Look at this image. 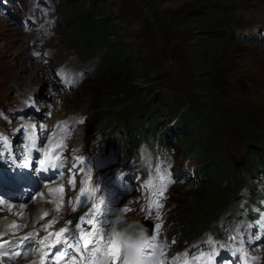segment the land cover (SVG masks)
Segmentation results:
<instances>
[{"label": "rangeland", "instance_id": "obj_1", "mask_svg": "<svg viewBox=\"0 0 264 264\" xmlns=\"http://www.w3.org/2000/svg\"><path fill=\"white\" fill-rule=\"evenodd\" d=\"M80 1H90L91 6L86 14L75 16V26H80L87 14L95 18H110L116 33L113 37L116 43H122L132 50L137 58L147 62L146 65L151 69L147 77L155 78L154 84L149 85L144 83L141 75L137 73L138 78L133 81L138 88L137 93L135 98L126 104L127 112L132 118L124 125L126 128L142 130L146 118L151 114L150 111L155 110L161 102L160 96H166L168 103L175 96L190 99L197 106L204 105L207 109H213L221 117L222 123L214 119L206 120L207 127H203L204 130L213 129L214 135H203L201 140L207 148L221 152L222 156L229 160L230 167L233 166L234 174L230 176V181L224 182L222 186L227 193L232 192L231 196L235 198L225 212L230 218L227 224L228 234H237L240 230L247 231L252 220L246 214L248 187L243 184L250 175L244 177L240 173L252 166L247 165V162L250 163L249 157L254 154L249 152L252 148H247L249 139L251 141L254 133L264 131V43L247 41L240 33H251L264 24V0H53L56 9L47 21L44 40L37 43L33 33L23 32L19 24L0 15V108L11 107L13 104L17 106L23 101L20 97H23L26 101H33L42 114L50 118V124L67 114L85 116V123L78 129L73 140L76 146L81 141V144L87 147L93 135L92 131L97 132L94 128L107 124L109 130L100 135L96 133L92 139L100 137L99 141L106 140L113 144L115 137L123 139L122 144L130 139L122 127L114 125L117 123L119 106L110 105L111 109L105 118L103 113L96 114L103 110L98 109L94 101V97L98 95L96 89L100 87L97 84L99 78L119 71L99 54L105 52L104 47L88 59L75 52L73 41L68 34L74 17L69 15L67 19L60 13V7L62 4H76ZM103 2L105 5L100 6ZM213 2L218 5L214 6L216 8L222 5H227V8L220 16L207 21L209 18L206 14L211 10L208 6ZM199 10L202 16L198 15ZM21 16L24 15L20 14ZM85 47L89 48L88 42ZM33 50L48 52L50 71L49 67L32 61ZM107 53L108 50L106 55ZM59 65L69 66L74 70L84 68L89 71V75L72 92L56 95L57 81L52 79L50 74L51 66ZM125 72H128L127 77L134 75L133 72L122 71L123 74ZM208 72H211L209 77ZM44 76L50 78L53 81L51 84L55 85H48ZM211 85L213 90L208 88ZM149 89L153 91H148ZM104 90L103 88L100 92ZM164 108L166 107L161 105L154 114L159 115V128L164 131L162 136L171 139V152L176 158L177 169L188 164L194 166L199 161L197 156L203 155L205 160L206 154L199 152L190 160L191 163L184 161V146L173 137L171 123H166L167 113L163 111ZM5 111L8 112V109ZM257 127L259 130L254 131ZM252 131L254 132L250 134ZM144 134L145 132L141 131V141ZM129 136L132 137L130 134ZM140 144L139 141L134 149H131L130 145L126 154H134ZM124 158L122 155L121 159ZM257 158L260 159V156ZM252 167L251 171L255 173L258 167ZM249 183L253 185V182ZM203 185L205 183L201 182L198 175L197 178L174 185L169 190L165 202L167 218L164 234L178 240L174 248H178V245L190 238L191 229L195 225L186 221L184 214L190 208L186 207L184 198L190 192L194 194ZM194 204L195 200L192 206H195ZM39 206L40 204L32 203L30 212H34L33 218L40 212ZM10 208L9 206L7 209ZM14 213H18L17 210ZM28 213H18L26 217V222L20 224V228L25 229L30 219ZM2 219L4 223L0 225V229H6L9 222L15 223L8 216ZM135 219L137 220L136 216L129 215L124 221L134 225ZM122 222L123 220H120L118 226H123ZM223 222L221 218L218 226ZM125 233L128 234L126 230ZM206 236L211 239L210 235ZM204 239L205 237L198 241ZM246 239L249 245H254L257 241L253 237ZM191 241L188 239V242ZM216 243L218 248L223 247L218 240ZM224 247L225 250H232L228 241H225ZM205 251L208 253L204 256V263H212L222 254L237 257L223 250L220 255H211L213 252L209 246L205 247ZM262 251L258 255L264 260V245ZM233 253L235 254L234 250Z\"/></svg>", "mask_w": 264, "mask_h": 264}, {"label": "trees", "instance_id": "obj_2", "mask_svg": "<svg viewBox=\"0 0 264 264\" xmlns=\"http://www.w3.org/2000/svg\"><path fill=\"white\" fill-rule=\"evenodd\" d=\"M105 5L103 2L100 6ZM90 1H80L76 4H62L60 7V12L69 19V15L73 16L70 27L68 28V34L73 41V48L78 55L82 57L94 56L97 51L104 47L103 53H101L102 58L109 62V65H113L114 68L119 71L117 73H110L108 76H102L99 79V88L96 89L98 94L94 97V101L98 106V109H103L102 112H96V114L103 113L107 115L108 111L112 106H119V113L117 116V125H125L132 118L127 112L128 106L126 105L135 97L137 93V86L133 84V81L141 75L144 83L149 85L154 84L155 78L147 77L149 71H151L150 66L146 65L147 62L143 61L141 58H137L132 50L124 46L122 43H116L114 40V35H116L113 27L111 26V19L108 17L95 18L93 16L85 15L82 24L75 26V16L79 14H86L87 10L90 8ZM218 6L216 3H210L208 8L211 10L206 14L208 20L215 16H220L221 12H225L227 5ZM199 16H202L201 11H197ZM113 39V40H111ZM67 41V40H66ZM89 43V48H86V43ZM89 49V50H88ZM106 50L108 53L106 55ZM122 71L133 72L129 77H127L128 72L125 74ZM208 77L211 72H208ZM104 91L100 92V90ZM209 90L213 87L208 86ZM208 90V89H207ZM148 91H153L149 89ZM148 91L146 94H148ZM215 91V90H214ZM161 102L156 107L155 110L150 111V115L146 118L145 129L147 131L151 130L152 135H158L159 140L162 142V134L160 128H158L159 115L154 114L161 105H164V112L167 113V122L171 123L174 137L178 139L184 146L183 157L194 159L193 156L201 152L206 154V159H203V155L197 156L199 161L196 162L199 177L201 182L205 185L199 188L194 194L190 192L185 196L184 202L187 208L186 221L194 223V228L191 229V236L189 239H194L198 237L201 233L211 228V223L223 215L224 211L230 205V200L232 192H226L223 190L222 186L224 182L230 181V176L234 174L233 166L230 167V162L224 158L221 152L217 153L215 150L207 148L203 143L201 138L210 135H214L213 129L207 130L206 120H219L221 122V117L213 109H207V106L200 105L197 106L194 101L190 99L175 96L168 99L166 96H160ZM146 105V104H145ZM153 107V106H152ZM105 109V110H104ZM102 118V119H103ZM263 120V119H261ZM141 124V123H140ZM204 127V128H203ZM264 129V126H263ZM129 134L136 138V134L133 129L127 128ZM204 130V131H202ZM259 130L258 127L254 131ZM254 131L250 132L253 133ZM230 140V139H228ZM231 141V140H230ZM248 141V139H247ZM247 148H252L249 152L251 154L250 163L247 165H252L254 167H264V131L262 133L257 132L253 134L251 141L249 139ZM260 156V159L257 158ZM222 163V164H221ZM247 167L245 170L241 171V175L247 177V175H252L253 167ZM205 180V181H204ZM192 200L190 203L189 201ZM195 200V206H192V202ZM189 203V204H187ZM193 207V208H192Z\"/></svg>", "mask_w": 264, "mask_h": 264}, {"label": "snow or ice", "instance_id": "obj_3", "mask_svg": "<svg viewBox=\"0 0 264 264\" xmlns=\"http://www.w3.org/2000/svg\"><path fill=\"white\" fill-rule=\"evenodd\" d=\"M2 2V0H0ZM2 139V138H0ZM44 158L39 159L38 165L41 167L50 166L53 169L58 167L55 163H50V165L45 164V160L49 159V153L44 151L43 148L40 149ZM30 153V149H29ZM23 167H29L31 165V160L29 156H22ZM52 159H59V154H57ZM73 186L75 184V176L73 175L72 180L70 182ZM81 196L83 197L82 201H78L80 203V214L76 217L75 223H73L72 219H69L67 224L71 227H63L56 233H50V236H54L55 244L62 245L61 248H58L53 256L54 264H59V261L65 259L67 256L69 264H80V260L84 259L85 253L87 254L88 264H97V254L102 251L100 242L104 238V230L103 227H96L98 225H104L110 223L109 213L113 215L116 214V210L112 209L110 203H106L103 196L98 198L96 204H93L92 207H88V198L87 194L82 191ZM74 212L77 209H73ZM126 211V209H125ZM47 213H45V216ZM100 217L96 224H94L93 218ZM58 222V221H54ZM84 225H89V227L85 228ZM12 227H17L16 225H12ZM28 239V238H25ZM47 239V238H46ZM34 243V240L32 241ZM174 242V241H173ZM41 244L45 243V241H41ZM149 247L155 246L154 236L150 239ZM211 241H209V245H211ZM9 246L11 242H8ZM5 245L0 244V256H7V251L4 250ZM68 249H72V253H68ZM131 253V249H129ZM79 259H78V255ZM104 254L111 258L113 261H118L120 259V248L117 245V242L112 238V229L108 230V246L104 251ZM14 255L19 256L20 253H14ZM47 255V253H44ZM211 255H215V253H211ZM125 264H129V261H125Z\"/></svg>", "mask_w": 264, "mask_h": 264}, {"label": "bare ground", "instance_id": "obj_4", "mask_svg": "<svg viewBox=\"0 0 264 264\" xmlns=\"http://www.w3.org/2000/svg\"><path fill=\"white\" fill-rule=\"evenodd\" d=\"M44 78L47 81L48 85H50V86L55 85V83H54V85L51 84V82H53V81H51L50 78H46L45 76H44ZM32 203L34 204L35 202H32ZM32 203L22 204L21 207H19V205H17V207L14 206V209L17 210L18 213H20L21 211H23V213L29 212L28 216H30V219L28 220V223L25 226V229L21 230V233H27L29 230H31L32 229V222H34L38 217V216H36L33 218L34 212H32V213L30 212ZM42 207L48 208L50 211L57 212V210L54 208V206L50 203H40L39 208H42ZM15 210L10 211L11 213L7 212V210H6V212H4V214H0V225H2L4 223V220L2 219V217H4V216H8V217L12 218L15 222V223L9 222L8 229H4V228L0 229V232H6L7 236H12L13 234L11 233V230H19L20 229L19 225L26 222V217L23 216V214L22 215H18V213L15 214L14 213ZM6 213H10V214H6ZM16 218H18V219L16 220ZM119 219L121 221L123 220V222H122L123 226L127 227L129 233H131V234L135 233L136 227H134L133 224H129L128 222H125L124 220L126 219V217L121 216V217H119ZM12 225H16L17 227H12ZM117 225H118V223H117Z\"/></svg>", "mask_w": 264, "mask_h": 264}, {"label": "water", "instance_id": "obj_5", "mask_svg": "<svg viewBox=\"0 0 264 264\" xmlns=\"http://www.w3.org/2000/svg\"><path fill=\"white\" fill-rule=\"evenodd\" d=\"M143 232L142 233H135V234H133L132 240L134 241L138 237L142 238L146 234V232L144 234H143Z\"/></svg>", "mask_w": 264, "mask_h": 264}]
</instances>
